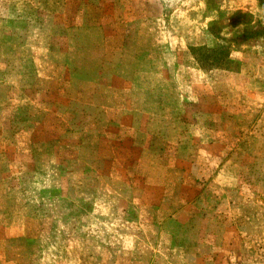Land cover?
Masks as SVG:
<instances>
[{
	"label": "crops",
	"instance_id": "0c3cea01",
	"mask_svg": "<svg viewBox=\"0 0 264 264\" xmlns=\"http://www.w3.org/2000/svg\"><path fill=\"white\" fill-rule=\"evenodd\" d=\"M257 1L229 0V6L219 3L217 9L251 14L247 23L234 28L240 33L254 28L263 15ZM70 6L65 12L46 11L37 3L38 19L51 31L47 45L53 51L86 47L85 53L71 51L68 56L11 55L8 48L16 40L22 43L23 28H29V10L0 8V47H6L0 52V264H89L88 256L96 257V264H190L191 254L201 256L193 264H228L229 258L207 259L211 254L204 242L192 249L181 243L161 246L189 238L163 232L158 225L187 223L189 204L178 199L168 210L169 197L160 192L195 187L187 182L191 174L198 177L195 184L202 176L223 175L221 159L230 155L236 137L226 129L225 122L234 116L229 103H222V85L235 83L244 65L233 52L249 53L254 45L231 51L229 57L241 63L237 71L205 69L190 51L200 42L189 39L182 23L169 25L158 0H75ZM192 6L183 13L188 18L202 11L204 29H192L203 37L217 9L206 1ZM64 31L70 34L64 36ZM203 41L200 45L212 44ZM99 46L103 53L95 49L93 55ZM141 47L153 49L141 58L135 50ZM67 63L69 70L63 71ZM15 75L21 78L17 83ZM62 80L69 84L64 90ZM65 96L70 102L62 100ZM93 111H101V117L95 118ZM157 142L169 143V150L156 147ZM152 145L156 158L179 160L176 177L169 173L172 178L164 184L132 177L160 173L154 167L141 171L147 157L143 151ZM129 156L139 160L134 168L125 165ZM193 159L218 163L200 171L190 166ZM69 203L85 206L84 211ZM128 203L135 207L133 219L127 218ZM156 257L165 262L154 261Z\"/></svg>",
	"mask_w": 264,
	"mask_h": 264
},
{
	"label": "rangeland",
	"instance_id": "374dc122",
	"mask_svg": "<svg viewBox=\"0 0 264 264\" xmlns=\"http://www.w3.org/2000/svg\"><path fill=\"white\" fill-rule=\"evenodd\" d=\"M72 1L75 0H30L29 4L25 3L23 6L21 1L9 5L5 0H0V8L8 7L12 9L13 7L15 9L23 8L29 10V28L26 29L25 26L23 28L26 31H22L24 36L23 42L21 43L22 40H16L14 44L16 46L8 48L9 53L11 55L58 53L59 55L62 54L61 56H68L71 51H74L76 54L77 52L78 54L85 53V46L79 47L74 45L71 47H60L58 52L53 51L54 49L47 45L51 31L47 27L45 28V25L43 23L41 24V21L37 17L38 2L42 7L46 8V11L54 10L65 12L69 11ZM199 1L203 2L206 0H158V5H161L164 8V12L168 13L169 25L180 22L187 27V36H189V39H195V42H200V44L204 40L203 42L210 45L211 39L206 31L205 36L202 37L200 32L192 29L194 25H198L201 29H204L203 24L205 19L202 16V11L198 13L199 16L192 15L188 16V18L183 13L185 9L189 7L193 8L192 5L194 4L195 6ZM228 1L213 0L214 3H221L224 6H229ZM97 5L98 3L95 6ZM200 17H202L200 24H195ZM46 26H48V23H46ZM234 28L232 30L226 28L222 34L227 37L230 36L234 33ZM18 33L21 34L20 31ZM62 33L64 36H68L70 31H64ZM71 33L73 34L74 31ZM96 35H100V32H96ZM161 37H163V34L159 36V38ZM27 42L30 45L26 48L25 44ZM41 42L43 45H46L39 46ZM250 43L254 45L251 49L248 48V50H252L251 52L247 53L238 50L233 52L235 58L241 57L244 60V65L239 72L240 74L237 75L235 83L223 82L222 85V103H229L228 111L231 112V117L234 116L231 122H225L226 129L234 133L236 137V141L230 145V155L221 159L222 164L220 167L223 168L225 166L223 175L220 177L212 176L213 174H211L206 179L202 176L201 183L197 182L195 184L194 181L195 179L198 180V177H196L197 175L191 174V176H187L189 178L187 182L195 187L160 192L161 196L169 197L168 210L175 208L178 199L187 203V205L189 204V207L186 209L189 220L187 223L182 224L169 221V223L158 224L163 232L183 234L185 236L189 235V238L184 240H168V242L163 241L161 246L181 243L183 246L189 245L192 249L193 246H197V242L200 241L201 247L202 242H204L208 255L211 254L206 256L207 259L216 261L217 258H222L223 260L229 258L228 264H264V54L261 51V47L264 50V39H257ZM176 46L174 47L176 48ZM5 49L6 47L4 45L1 46L0 52H5ZM95 49L100 54L104 51L103 47H96L94 48L93 55L96 53ZM150 49L153 48H135L141 58L145 55L146 50ZM154 49L158 51V55L162 50L159 47ZM243 49H246V47ZM146 54L148 55V53ZM19 65L15 63L12 66L20 68ZM85 65L84 62L79 63V66ZM64 66L63 71L69 70L68 63L64 64ZM65 75H69V73L63 72V76ZM12 78L16 83L21 79L20 77L17 78L16 75L14 77L12 76ZM62 84L63 90L69 86L68 83L65 84L64 80H62ZM242 90H245L246 95L244 92H241ZM65 97V99L64 97L62 99L63 101L68 100V97ZM230 97L231 100L227 102ZM68 101L70 102V100ZM79 102L84 103L82 99ZM159 102L162 104L161 101ZM245 108H247V112L244 110ZM93 112L96 114L95 118L97 116L99 118L101 117V111ZM167 114L169 112H166L163 116ZM155 139H157V135ZM157 140H160V138L158 137ZM142 143L147 144L145 142ZM154 145L160 149L168 148L169 150V143L165 145L164 143L157 142ZM155 146H149L147 151H143V155H147V157L142 160L141 171L150 172L149 170L153 167L161 171L159 174H153L152 176L150 174L132 176L142 183L157 182L164 184L165 180L172 178H169V173L173 174V172L177 171L176 168L179 167V160L177 159H173L169 163V159L156 158L155 155L157 153L152 150ZM225 154L226 152L223 151L222 155L224 156ZM229 156L230 158H228ZM138 161V159L134 160L131 156L124 159L125 165L130 168H134V162H136L137 166ZM213 162L218 163V159L208 161L193 159L189 164L193 169L201 171L207 167L213 169ZM206 164L207 167H205ZM173 177H176L175 173ZM167 187H169V181ZM126 194L131 195L129 192H126ZM69 205H72L74 209L77 208L80 211H84L85 206L73 203H69ZM128 208L130 209H128L127 218L133 219L135 207L128 203ZM161 211L166 213L162 209ZM129 228L133 230L132 226H129ZM147 232L151 233L150 230ZM149 233H145V235L149 237ZM197 234L199 238L192 237L193 235L197 236ZM225 248H229L228 252ZM178 256L181 257L180 255ZM198 257L201 258V256L196 254L189 255L190 264H193L195 258ZM154 261L158 263L165 262V260L163 261L158 257ZM87 263L96 264V257L88 256ZM221 264H226V261H223Z\"/></svg>",
	"mask_w": 264,
	"mask_h": 264
},
{
	"label": "trees",
	"instance_id": "16d2710c",
	"mask_svg": "<svg viewBox=\"0 0 264 264\" xmlns=\"http://www.w3.org/2000/svg\"><path fill=\"white\" fill-rule=\"evenodd\" d=\"M207 7L213 9L219 4L213 0H206ZM263 15L258 19L257 25L252 29H243L240 33L230 36L222 34L223 30H232L235 26L247 23L251 19L249 12L241 10H218L214 19L209 21L206 33L211 39V46L192 45L190 51L197 63L205 69L222 68L226 70H239L241 63L229 57L232 50L239 48L253 40L264 39V0H258Z\"/></svg>",
	"mask_w": 264,
	"mask_h": 264
}]
</instances>
